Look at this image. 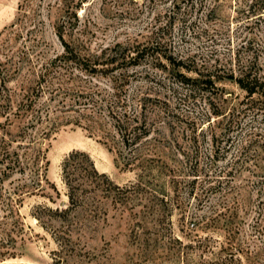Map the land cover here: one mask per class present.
Segmentation results:
<instances>
[{
	"label": "rangeland",
	"instance_id": "1",
	"mask_svg": "<svg viewBox=\"0 0 264 264\" xmlns=\"http://www.w3.org/2000/svg\"><path fill=\"white\" fill-rule=\"evenodd\" d=\"M71 1L78 4L75 15L66 12L64 0H0V85L11 92L32 86L35 71L64 51L58 32L88 55L118 43H146L155 27H163L172 51L210 70L216 88L189 90L179 74H195L185 69L157 70L148 60L130 67L127 96L131 101L145 95L150 129L137 151H123V157L136 158L134 163L83 128L61 126L43 145L47 183L22 210L30 227L22 257L3 264L55 263L60 249L55 236L68 229L47 221L44 229L32 214L38 205H68L61 166L75 150L88 153L117 185L140 181L145 191L126 205L101 198L97 213L75 210L82 229L73 234L72 249L60 254V264H264V185L259 183L264 114L236 118L238 124L226 132L229 120L217 117H230L246 95L234 82L219 79L224 76L219 65L258 55L264 66V15H249L248 0H181L175 10L166 0ZM112 76L100 73L84 83L106 88ZM231 167L234 173L227 176ZM195 168L201 170L197 176ZM216 175L222 189L205 190Z\"/></svg>",
	"mask_w": 264,
	"mask_h": 264
},
{
	"label": "trees",
	"instance_id": "2",
	"mask_svg": "<svg viewBox=\"0 0 264 264\" xmlns=\"http://www.w3.org/2000/svg\"><path fill=\"white\" fill-rule=\"evenodd\" d=\"M166 1L175 10L181 0ZM64 3L66 12L75 15L78 4H73L71 0H64ZM245 6L249 15H264V0H248ZM57 35L64 51L35 71L37 75L32 86L22 85L19 92H11L0 85V264L22 257L19 250L25 246L27 228H30L22 210L26 199L36 192H42L44 183H47V150L43 145L56 130L66 125L81 127L103 140L110 150L122 157L124 149L137 151L140 143L150 137L145 95L136 94L131 101L127 96L131 83L130 67L140 66L148 60L157 70L160 67H172V71L185 69L195 74V77L179 74L180 83L189 90L216 88L210 70L197 67L192 57H179L172 51V44L165 38L163 27H155L146 43L129 46L118 43L88 55H82L72 47L62 33L58 32ZM219 67L224 70V76L219 79L234 82L246 94L240 107L236 106L230 117L224 113L217 114V117L229 120L226 132L238 124L236 118L238 120L249 113L254 116L264 114V66L260 56L255 55L247 61L230 60ZM108 72L113 76L106 88L99 85L94 90L84 83L87 78ZM103 115L106 119L101 118ZM213 122L208 121L210 128ZM224 137L233 140L232 136L225 134ZM211 139L217 142V136L213 133ZM127 158L123 157V160ZM135 159L130 156L127 163H134ZM217 160L220 161L219 158ZM61 169L68 205L65 208L38 205L32 214L44 229L48 228L45 221L47 225L51 222L65 224L64 229H68L65 232L61 230L55 236L60 249L55 253L54 264L61 263L60 254L72 249L73 234L82 229L73 215L75 210L81 209L86 214L97 213L101 209V198L126 205L131 197L142 195L145 191L140 181L131 185H117L109 175L98 170L94 159L84 151L71 152L63 160ZM233 169H228L227 176L234 173ZM198 173H201L199 168L192 171L194 176ZM220 178L221 175H216V183L209 182L205 190H221L224 184ZM260 181V187H263L264 178ZM230 183L226 182L228 185Z\"/></svg>",
	"mask_w": 264,
	"mask_h": 264
}]
</instances>
